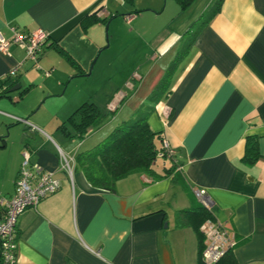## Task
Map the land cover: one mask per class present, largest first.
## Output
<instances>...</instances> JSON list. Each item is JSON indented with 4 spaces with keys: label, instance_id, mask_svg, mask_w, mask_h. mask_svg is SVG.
<instances>
[{
    "label": "crops",
    "instance_id": "0c3cea01",
    "mask_svg": "<svg viewBox=\"0 0 264 264\" xmlns=\"http://www.w3.org/2000/svg\"><path fill=\"white\" fill-rule=\"evenodd\" d=\"M205 1L210 3L193 0L181 10L176 0H0L4 38L35 30L49 36L37 60L40 69L24 60L21 44L0 52V92H8L0 95V200L13 195L27 151L61 184L19 217L17 264H197L193 230L175 227V212L198 203L194 190L210 199L215 221L234 242L237 264H264V0H223L219 12L186 41ZM92 19L97 21L84 29L82 23ZM106 25L115 47L126 39L122 55L139 62L142 73L113 93L106 108L115 113L74 143L58 126L81 102L91 101L89 94L66 98L59 123H37L30 118L33 109L22 103L34 87L28 78L37 72L44 87L55 82L61 88L87 76L90 62L108 47ZM173 61L169 90L149 103ZM20 63L16 76L7 78ZM15 86L17 101L10 91ZM104 97L95 103L104 105ZM146 105L152 110L149 128L175 151L179 166L173 176L151 181L134 174L118 181L115 192L92 187L75 154L127 120L117 121L121 110ZM20 122L24 127L14 126ZM13 127L20 134L13 136ZM249 137L257 140L253 163L244 159ZM62 157L71 171L62 169Z\"/></svg>",
    "mask_w": 264,
    "mask_h": 264
},
{
    "label": "trees",
    "instance_id": "16d2710c",
    "mask_svg": "<svg viewBox=\"0 0 264 264\" xmlns=\"http://www.w3.org/2000/svg\"><path fill=\"white\" fill-rule=\"evenodd\" d=\"M127 1L131 4L133 3V0ZM176 1L181 10H184L193 0ZM222 2L223 0L210 1L200 17L186 32V41L189 38L192 40L198 30L219 12ZM95 21L97 20L84 21L82 26L86 29L88 25ZM59 51L66 56L63 50L60 49ZM66 57L71 61L69 56ZM176 64V61L171 62L170 67L161 80L150 92L147 97L149 103L156 102L169 90V78ZM27 89L25 88L22 93ZM6 91L7 89L1 91L0 95L6 96L8 93ZM111 97L102 106L95 102L85 101L58 126V130L68 138L82 140L93 129L98 128L104 122L107 115L110 116L115 113V111L110 112L106 108L112 99ZM151 112V107L148 105L138 108L129 119L116 125L95 146L87 150L78 151L75 154L74 162L76 166L83 172L86 180L92 187L115 192L118 181L134 174L146 175L151 181H156L169 175L173 176L174 169L179 164L178 162H174V158H167L165 155L159 157L163 153V138L160 134L152 132L147 124V118ZM258 157L257 140L254 137H249L246 143L244 159L253 163ZM159 161L161 162L162 173L156 170ZM167 161L169 162L168 165L166 164ZM207 220H215L212 208L204 207L199 202L190 208L175 212V227L191 228L195 234L197 264H208L201 258L205 248V237L200 230ZM16 239L17 235H15V241ZM213 264H237L232 253V247L225 252L218 262Z\"/></svg>",
    "mask_w": 264,
    "mask_h": 264
},
{
    "label": "built area",
    "instance_id": "2783aa9c",
    "mask_svg": "<svg viewBox=\"0 0 264 264\" xmlns=\"http://www.w3.org/2000/svg\"><path fill=\"white\" fill-rule=\"evenodd\" d=\"M48 42L49 36L42 30H35L24 35L15 33L10 39H6L0 34V52L7 54L10 45L21 44L25 49L24 60L33 61L36 68L40 69L37 60ZM21 64L11 69L7 76L15 77ZM162 147L163 153L159 157L165 155L167 158H174L175 160V151L167 141L163 140ZM22 156L18 177L15 180L14 193L9 198L0 200L1 264H17L15 235L21 214L27 209H35L43 199L58 191L61 185L58 180L53 178L51 172L30 160L28 151L24 152ZM61 162L62 169L71 171L69 161L65 157L61 158ZM193 194L204 207H212V203L204 190H194ZM200 230L205 237V248L201 256L205 263L218 262L225 252L234 245L226 231L215 220H207Z\"/></svg>",
    "mask_w": 264,
    "mask_h": 264
},
{
    "label": "rangeland",
    "instance_id": "374dc122",
    "mask_svg": "<svg viewBox=\"0 0 264 264\" xmlns=\"http://www.w3.org/2000/svg\"><path fill=\"white\" fill-rule=\"evenodd\" d=\"M145 1L146 0H135L134 4L137 5L136 2L139 4ZM196 4H198V2ZM204 6H208V1H205L202 7ZM193 7L195 12L197 5H194ZM130 36H134V34ZM104 39V47L107 45L108 47L103 51L102 55L100 53L97 58L93 59L94 64L92 65V68V63L90 62L88 67V73L90 72L89 75L71 79L69 82H65L61 88H58L55 82L53 84L47 82L45 84L46 87H44L42 85V81H44V79L42 78L40 80V75L37 72L28 78V83L34 85V87L29 93H27L22 103L27 104L28 108L33 109L30 118H33L35 122L41 124L50 122L55 123L60 117V110L62 108L63 101L66 98L70 99L80 93L84 95L89 94L87 100L91 99V102L99 103L100 99H102L104 96L108 99L118 89L121 90L123 87H126V83H128L127 87L128 85L134 84L135 80L132 77H134L136 74L142 73V70L140 69L141 64L139 62H129L128 60L124 59L125 55H122L124 44L122 42H126V39L122 38L120 41L122 44H120L121 47L120 45L115 47V41H111L108 29L107 32L105 31ZM110 42L112 46H109L111 45ZM104 54L107 55L105 56ZM54 69H57L56 66H54ZM67 85L68 88L65 91ZM11 96L14 97V101H17L18 92L11 93ZM83 102H81V104ZM133 113L134 112H131L128 109L121 110L117 115V121H120L121 119H129ZM14 126L24 127V123L20 122ZM13 128V136L17 134V132L20 134L19 128ZM4 136H7L8 138L9 132H6ZM70 141L74 143L77 142L75 138H70ZM1 160L2 158H0V161ZM166 164L168 165L169 162L167 161ZM160 166L161 162L159 161L157 167ZM192 246L193 248L196 247V242L193 235Z\"/></svg>",
    "mask_w": 264,
    "mask_h": 264
},
{
    "label": "water",
    "instance_id": "95a60500",
    "mask_svg": "<svg viewBox=\"0 0 264 264\" xmlns=\"http://www.w3.org/2000/svg\"><path fill=\"white\" fill-rule=\"evenodd\" d=\"M106 27V29H107V27H108V25H106L105 26ZM107 39V38H106ZM94 64V61L92 62V64H91V68H92V65ZM90 74V72L88 73V75ZM19 87L18 86H15L14 88H12L10 91L11 92H13V91H15V90H17ZM165 227H166V224L164 225Z\"/></svg>",
    "mask_w": 264,
    "mask_h": 264
}]
</instances>
